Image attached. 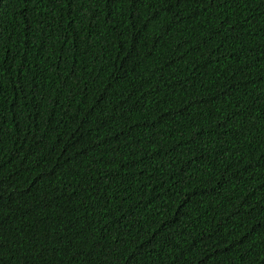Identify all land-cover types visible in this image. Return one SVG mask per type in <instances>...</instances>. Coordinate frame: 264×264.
I'll use <instances>...</instances> for the list:
<instances>
[{
  "label": "trees",
  "instance_id": "16d2710c",
  "mask_svg": "<svg viewBox=\"0 0 264 264\" xmlns=\"http://www.w3.org/2000/svg\"><path fill=\"white\" fill-rule=\"evenodd\" d=\"M0 264H264V0H0Z\"/></svg>",
  "mask_w": 264,
  "mask_h": 264
}]
</instances>
